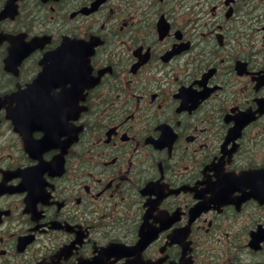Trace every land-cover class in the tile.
<instances>
[{"label":"flooded vegetation","instance_id":"af4514ba","mask_svg":"<svg viewBox=\"0 0 264 264\" xmlns=\"http://www.w3.org/2000/svg\"><path fill=\"white\" fill-rule=\"evenodd\" d=\"M94 1L0 19V264H264V0Z\"/></svg>","mask_w":264,"mask_h":264},{"label":"water","instance_id":"95a60500","mask_svg":"<svg viewBox=\"0 0 264 264\" xmlns=\"http://www.w3.org/2000/svg\"><path fill=\"white\" fill-rule=\"evenodd\" d=\"M19 108H20V107H18V108L15 110V112H17ZM258 241H259V240H257V239L254 238V239H253V242H251L250 244L253 245V246H256L257 243H258Z\"/></svg>","mask_w":264,"mask_h":264},{"label":"rangeland","instance_id":"374dc122","mask_svg":"<svg viewBox=\"0 0 264 264\" xmlns=\"http://www.w3.org/2000/svg\"><path fill=\"white\" fill-rule=\"evenodd\" d=\"M256 256L264 258V251H262L261 253H257Z\"/></svg>","mask_w":264,"mask_h":264}]
</instances>
